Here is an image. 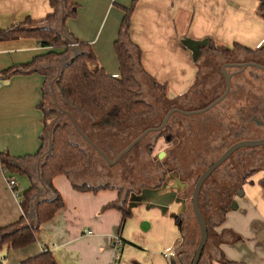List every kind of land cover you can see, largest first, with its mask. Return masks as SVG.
<instances>
[{
    "label": "crops",
    "instance_id": "0c3cea01",
    "mask_svg": "<svg viewBox=\"0 0 264 264\" xmlns=\"http://www.w3.org/2000/svg\"><path fill=\"white\" fill-rule=\"evenodd\" d=\"M75 2L78 13L65 22L66 31L91 45L98 66L120 76L115 41L125 8L133 0ZM259 5V0H137L130 19V39L142 50L143 68L158 82L166 84L167 98L174 99L195 86L199 79L198 61L203 63L207 56L202 50L198 60H194L186 40H208L209 44L204 46L213 47L232 48L239 44L255 50L264 46V16ZM51 12L50 0H0V28L22 23L28 17L41 20ZM52 49L42 46L36 37L0 40V72L30 62ZM237 52L238 62L246 61L247 53ZM52 68L40 64L30 73L0 78V151L9 150L14 156L34 155L39 151L44 115L38 106L49 92L50 86L47 88L45 82ZM74 114L81 123L85 118L92 121L81 112ZM162 144L168 143L159 140L157 150ZM39 158L24 164L36 170L37 176ZM9 177L16 179L22 193L32 186L35 172L10 173L0 167L2 227L18 222L23 215L21 201L9 187ZM262 177L263 173H257L244 184L243 194L234 200L238 208L231 209L225 222L215 227L226 237L220 247L233 264H264V189L259 183ZM95 180L88 181L78 172L55 176L53 185L63 196L65 205L42 224L32 244L23 248L0 246V264H22L45 249L53 253L59 264H113L112 243L116 234L124 242L120 264H170L164 256L166 251L178 253L173 258L176 262L186 258L191 246L186 243L182 249L185 252H179L186 233L177 217L188 212V186L177 173H168L159 188L131 194L128 201L131 216L123 226L121 210L107 207L120 198L118 186L97 190L74 187L83 183L104 185ZM48 192L42 185L38 196Z\"/></svg>",
    "mask_w": 264,
    "mask_h": 264
},
{
    "label": "trees",
    "instance_id": "16d2710c",
    "mask_svg": "<svg viewBox=\"0 0 264 264\" xmlns=\"http://www.w3.org/2000/svg\"><path fill=\"white\" fill-rule=\"evenodd\" d=\"M259 1V12L264 16V0ZM136 3L137 0H133L131 6L125 8V16L120 28L119 37L115 41V50L120 63V76L111 75L107 73L103 67L98 66V59L91 45L79 41L71 33L66 31L65 22L67 19L76 17L78 13V4L75 0H50L53 12L47 15V17L41 20H33L28 17L22 23L14 24L8 28H0V40H10L19 37H36L40 39L42 46L52 47L54 49L47 54L34 57L30 62L4 69L0 72V78H9L16 74L30 73L37 69L40 64H46L53 66L45 82L46 87L49 88L51 80L56 75L58 64L72 57L74 46H72L71 43H75L77 44L76 46L81 48L82 53L79 54L72 63L63 66L60 76L54 83L55 91L60 102L73 114L75 111H78L90 118L93 124L91 125L92 128H97L96 126L102 129L118 128L125 123L135 124L134 122L136 120L145 122V128H148L159 125L162 120H158V112L154 108L151 100L142 95L145 84L147 87L151 88L154 93L160 94L164 98L165 104L169 107L168 110L173 107L184 108L185 105L188 106L189 109H192V107L196 108L195 106L201 105L203 102H205L204 105L208 104L220 96L225 90L226 80L221 70L220 75L224 80V87L222 89V79L219 80V77L218 81L212 86L208 85L207 80L201 78L203 71H205L204 69H207L209 66L212 67L209 74L215 70L217 71V67L215 66L216 63H213L215 57L219 58L220 62L222 60L223 63L236 62L239 61L237 51L242 50L248 55L245 60L253 59L259 63H264V46L255 50L239 44H236L232 48L223 46H203L202 50L204 53H207V56L203 63L198 61L199 79L197 83L183 96L169 99L166 96V84L158 82L153 76L146 72L141 61L142 50L130 39V19ZM62 19H64V21L61 27ZM57 48L61 50L57 51ZM209 53H214L216 56H211ZM248 77L249 75L245 74V72L236 74L232 77L231 85L237 80L236 86H242V83H244L242 81H244V79H249ZM257 80L263 81L261 76H259ZM206 89H208V91H206ZM233 101L235 102L234 106L237 120L234 126L232 123L230 124L233 130L229 136H227V131H225L229 123H227V120L224 118V120L222 119L223 122H211L206 130H201L199 132L196 131L195 127L192 125L191 130L180 138L176 135V126H173V124L174 117L178 115L182 116L183 114H173L169 124L163 130L151 132L146 135L120 162L116 165L108 166L106 168L109 170L107 173H112L114 169H118L115 174L118 175L121 173L123 180L128 181L126 174L130 172V166L128 168L125 167L132 162L135 155L149 160L147 162L150 169L146 170L144 174L146 177L151 176V172L157 177L156 182L153 183V188L160 187L170 171H178L183 178L187 177L189 172L192 171L193 167L196 165L204 164L202 166L204 171L234 142L264 135V126L258 125L255 120L248 122L240 109L242 107L237 106L239 101L237 102L234 98L231 100L230 97H227L219 105L206 112L209 114L207 116L222 112V106L228 102L230 106H232ZM262 101L263 104H261V106H264V98H262ZM259 106L260 104L257 105V107ZM38 107L42 110L44 115V131L41 137L42 144L39 151L34 155L26 156H14L9 150L0 151V167H3L6 171L19 174H30L31 172H35V180H33L32 186L21 193L23 215L19 221L14 224L4 227L0 226V246L7 245L11 248H23L35 242L36 235L40 231L42 224L52 219L56 212L65 205L63 196L53 185L54 177L60 174L78 172L85 164L90 162L93 155L101 157L79 134L81 139L90 147V150L75 141L74 133L76 130L69 116L67 114H62L56 120L53 127L52 149L50 153L40 161L39 176L36 175V170L25 167L24 164H28L30 159L36 160L45 153V130L60 113L57 107L46 106L45 99H43ZM74 116L76 118L75 114ZM182 117L187 118L191 122H194L195 119L198 118V116L187 115H183ZM76 120L80 127L97 143L93 137L94 135L86 129L78 118H76ZM145 128L136 130L137 134L135 137L142 133ZM252 134H254V136H252ZM161 139L172 144V147L167 152L168 160L153 164L152 154L157 143ZM230 139L231 141L229 142L228 140ZM91 151L94 153L90 155ZM105 151L110 157H114L112 152L106 149ZM215 151L218 152L217 157H211L210 159L206 157V153H213L214 155ZM185 158L188 160L184 161L183 159ZM257 173H263V177L260 179L259 183L264 189V146L244 147L237 150L205 181L200 192L199 204L206 218L208 239L198 264H216L217 262L233 264V262L227 260L220 247L226 240V237L223 233H218L215 227L225 222L227 213L232 209V203L239 190ZM41 180L43 182H41ZM196 180L194 181L195 183ZM129 183H131L132 189L136 188L134 179L129 181ZM103 184L102 186H95L90 183H83L81 185L74 184V187L78 190H97L101 187L114 186L113 182H106ZM42 185L48 188L49 192L44 196H38ZM119 189L120 198L110 203L107 207H117L121 210L123 214L121 226H123L126 220L131 216V211L128 208L130 193L127 191L125 192L123 187ZM190 191V188H188V198L191 197ZM177 219L179 221L182 220L184 224L183 228H185L186 233L183 246L180 244L179 252H185L184 250L182 251V249L186 243L190 246L191 244H196L197 246L198 242L195 241V239L193 240L190 235L191 232H188L190 229V214L180 215ZM193 254L191 250L187 251L186 258L180 263L176 261L175 263L191 264ZM176 255H178V253H176ZM22 264L59 263L50 250H44L38 255L24 260Z\"/></svg>",
    "mask_w": 264,
    "mask_h": 264
},
{
    "label": "rangeland",
    "instance_id": "374dc122",
    "mask_svg": "<svg viewBox=\"0 0 264 264\" xmlns=\"http://www.w3.org/2000/svg\"><path fill=\"white\" fill-rule=\"evenodd\" d=\"M213 61H214L213 63H216L215 66L217 67V71L215 70L214 72L209 74L210 71L212 70V67L209 66V67H207V69H204L205 70V71H203L204 75L203 74L201 75V78L204 80H207V83L210 86H212L216 81H218V77H219V80L222 79V77L220 75V70L222 71L223 64L226 63V62L223 63L222 60L220 62V59L216 58V57H215V59H213ZM227 70L229 72H231V70L234 71L235 68L231 67V68H227ZM250 73L253 76L252 75L250 76ZM245 74L249 75V77H248L249 79H247V80L244 79V81H242V82H244V83H242L243 84L242 86H236L237 80L234 81V83L231 85V90H230L228 97H230L231 100L234 98L235 100H237V102L239 101L237 106L242 107V113L246 112L248 115V113H250L252 111L254 115H257V114H255L257 109H255V108H257L258 104L262 103V98H264V70L256 68V67H249L246 69ZM259 76L262 77L263 81L257 80V78ZM223 83H224V80L222 79L221 89L224 87ZM49 86H50V88L47 89V90H49V92L47 91V96L45 98V104H46V106H53L55 108L57 107L61 113V109L59 108V106L64 108V109H67V107H65L64 104H62L60 102L58 95L55 91L56 100L58 101V104L56 103V100H55L53 93L51 91V85H49ZM54 89H55V87H54ZM206 91H208V89H206ZM142 95L144 97H146L147 99L151 100L154 108L158 112V114H157L158 120H162L164 118L165 114L168 112L167 110L169 108L167 106V104H165L164 98L160 94L154 93V91L151 88L147 87L146 84H145V87L143 88ZM234 103L235 102L233 101V105H234ZM204 104H205V102H203L201 105L199 104L198 106H195V107L201 108V107L205 106ZM224 106L231 107L229 102L224 104L222 107H224ZM196 108L192 107V109H196ZM250 109H251V111H250ZM214 112H216V111H214ZM59 114L55 118L58 119L62 115L61 114L59 116ZM174 114L177 115V113H174ZM182 116L178 115V116L174 117L175 125H177L178 122L179 123H182V122L186 123L187 122V121H185L186 119ZM87 120H89V119L85 118L84 120H82V124L86 127V129L88 131H90V133H92V135H94L93 137L97 141L99 146H103L106 150H109L110 152L113 153L114 157H111L112 159H114L116 157V155L122 149H124L134 138H136L135 137L137 134L136 130H139V128L142 130L146 127L145 122L136 120L134 122L135 124L125 123L118 128L102 129L98 126H96L97 128H92V126H91V125H93L92 121H87ZM53 121L51 122V124L53 123ZM48 126L45 130V133H44L45 152L49 146V135H50L51 125H48ZM76 132L74 133L75 141L79 142L83 147L90 150V147L81 139V137ZM185 134L186 133L184 131L179 129V126H178V128L176 127V135L177 136L182 138ZM252 136H254V134H252ZM228 141L230 142L231 139ZM171 147H172V144L168 143L167 145L162 144L158 150H157V148H155V150L152 154L153 164H156L159 161L165 162L166 160H168L167 154L163 155L162 158L159 157V154L162 151L168 152ZM92 153H94V152L91 151L90 155ZM206 155H207L206 157L210 159L211 157H213V158L217 157L218 152L215 151L214 155H213V153H209V154L206 153ZM137 156L138 155H135L133 157V161H134L133 165H131L129 167L130 172L128 174H126L128 181L120 179L121 181H119V182L122 184H128L129 181H132V179H134V183L136 182V186H135L136 190L141 191L142 188L145 186H148V185L153 186V183L156 182L157 177L154 174H152L151 172H150L151 176L146 177L144 172L146 170L150 169L149 164L147 162L149 160H147L146 158L144 159V158L137 157ZM92 157H91L92 159H90V162L85 164L81 168V170L78 171V173H80L83 176V178L87 179L88 181L91 180V178H93V179L95 178L96 179L95 181H99L100 183H105V181L106 182H113L114 180H112L113 179L112 176L116 173V171L118 169H114L112 173H107V171H109V170L106 168L108 166H113V165L107 164V162L103 158L99 157L98 155H93ZM136 159H137V161H136ZM183 160L187 161L188 159L185 158ZM114 165H116V164H114ZM203 165L204 164H199V165H196L195 167H193V170L190 171L188 176H187L188 188H190V190H191L189 192L191 194V197L188 198V212H187V214H190V218H191L190 223H189L190 229L188 230V232L189 231L191 232L190 233L191 237L193 238V240L195 239V241H197V242H199V239H200V228H199L197 220L194 216V212L192 211L193 210L192 209V193H193L192 188L194 189V186H195L194 181L203 172V169H204V168H202ZM154 166H152V167H154ZM84 173H87V175ZM88 173H90V174H88ZM181 179L183 180V177H181ZM115 182H117V180ZM145 184H147V185H145ZM126 187H127V185H126ZM134 198H135V194H134ZM196 247H197L196 244H191V247H190L191 253L193 252L195 254ZM194 254H193V257H194ZM192 260H193V258H192ZM192 260H191V262H192Z\"/></svg>",
    "mask_w": 264,
    "mask_h": 264
},
{
    "label": "water",
    "instance_id": "95a60500",
    "mask_svg": "<svg viewBox=\"0 0 264 264\" xmlns=\"http://www.w3.org/2000/svg\"><path fill=\"white\" fill-rule=\"evenodd\" d=\"M64 19H62V23H63ZM72 44V43H71ZM185 44L192 50L193 52V58L194 60H198L199 56L201 55L202 52V47L206 44H209L208 40H202V41H193V40H186ZM82 53V50L79 46H74L73 48V55L70 58H67L63 61H61L58 66H57V73L56 76L51 80L50 85H51V91L53 93V96L56 100V93H55V89H54V83L57 80V78L60 76L61 70L63 68V66L68 65L70 63H72L78 56L79 54ZM237 68V70L233 71V72H229L227 70V68ZM249 67H256L259 69H263L264 70V64L255 62V61H247V62H227L223 65L222 67V71L223 74L225 76V80H226V87L224 92L215 100H213L210 104H208L207 106L197 109V110H192V111H187L178 107H174L171 108L170 110H168V112L165 114L164 118L162 119L161 123L157 126H152V127H148L146 128L142 133H140L136 138H134L124 149H122L114 159H112L107 153L106 151L99 146L94 140L93 138H91L78 124L74 114L67 110L64 109L62 107L59 108L61 109V113L59 114V116L61 114H67L70 118V121L74 127V129L77 131V133L87 142L90 144V146L97 151L102 158L107 162V164L109 165H114L116 163H118L123 157L124 155H126L137 143H139L146 135H148L151 132H156V131H160L163 130L165 128V126L167 125V123L169 122L171 116L174 113H182L185 115H194V114H200L203 112H206L208 110H210L211 108H213L214 106H216L217 104H219L221 101H223L229 94L230 89H231V79L232 76L234 74L237 73H241L244 72L247 68ZM56 103L58 104V101L56 100ZM57 118L54 119L53 123L51 124V128H50V135H49V146L48 149L46 150V152L44 154H42V156L39 158V161H41V159H43V157H45L48 153H50L51 149H52V145H53V126L56 122ZM264 145V137L262 138H250V139H243L240 141L235 142L234 144H232L221 156H219V158H217L210 166H208L199 176V178L197 179L194 189H193V193H192V209L194 212V216L197 220V223L199 225L200 228V239L199 242L197 244L196 247V251L193 257V260L191 262V264H198L203 252V249L205 247V244L207 242L208 239V226H207V222H206V218L203 214V212L201 211L200 208V204H199V197H200V192L201 189L205 183V181L209 178V176L218 168L220 167L228 158H230V156H232L233 153H235L238 149H241L243 147H255V146H262ZM163 155H165V152L162 151L159 154V157L162 158ZM240 194H243V190H240ZM238 208V204L237 201H233L232 203V209H237Z\"/></svg>",
    "mask_w": 264,
    "mask_h": 264
},
{
    "label": "flooded vegetation",
    "instance_id": "af4514ba",
    "mask_svg": "<svg viewBox=\"0 0 264 264\" xmlns=\"http://www.w3.org/2000/svg\"><path fill=\"white\" fill-rule=\"evenodd\" d=\"M247 61H255V60H253V59H251V60H246V61H243V62H247ZM236 62H238V61H236ZM255 62H257V61H255ZM227 63V62H226ZM259 63V62H258ZM225 64V63H224ZM223 64V65H224ZM261 64H264V63H261ZM235 70H237V68H235ZM234 70V71H235ZM246 71V70H245ZM244 71V72H245ZM244 72H241V73H244ZM222 74H223V71H222ZM237 74H239V73H237ZM224 75V74H223ZM234 75H236V74H234ZM233 75V76H234ZM250 75H252L251 73H250ZM232 76V77H233ZM232 80V79H231ZM226 87V86H225ZM231 90V89H230ZM224 92V91H223ZM222 92V93H223ZM230 93V92H229ZM229 95V94H228ZM219 97V96H218ZM217 97V98H218ZM228 97V96H227ZM226 97V98H227ZM225 98V99H226ZM216 99V98H215ZM214 99V100H215ZM224 99V100H225ZM223 100V101H224ZM213 101V100H212ZM211 101V102H212ZM223 101H221V102H223ZM211 102H209L208 104H210ZM220 102V103H221ZM219 103V104H220ZM208 104H206L205 106H207ZM219 104H217V105H219ZM261 104H263V101H262V103ZM261 104H260V106L259 107H257V108H255V109H257V111L255 112L257 115H254L253 113H252V111H251V109H250V113H248V115H247V113L245 112H243L244 114V117L245 118H247V120H248V122H251L252 120H255L257 123H258V125H260V126H264V106H261ZM216 105V106H217ZM259 105V104H258ZM205 106H203V107H205ZM216 106H214V107H216ZM203 107H201V108H203ZM213 107V108H214ZM174 108V107H173ZM178 108H181V109H184V110H187V111H192V110H197V109H200V108H196V109H189L188 108V106H184V108H182V107H178ZM213 108H211V109H213ZM210 109V110H211ZM241 110H242V108H240ZM209 111V110H208ZM208 111H206V112H208ZM206 112H203V113H200V114H194V115H187V116H198V118L197 119H195V121L194 122H191L190 120H188L187 118H185L186 120L185 121H187L186 123H177V125H175V123L173 124V126H176V127H178L179 126V129H181L182 131H184L186 134H187V132L188 131H190L191 130V127H192V125L195 127V130L196 131H201V130H206L207 129V127L209 126V123H214V122H217V121H221V122H223V120H224V118L227 120V123H229L228 124V128H225V131H227V136H229L230 135V133H231V131L233 130V129H231V127H230V124L232 123V125L234 126V123H235V121L237 120V118H236V109H235V106L232 104V106L231 107H228V106H224L223 107V109H222V112H220V113H218V114H214V115H211V116H207V115H209V114H207ZM182 114V113H181ZM183 115H185V114H183ZM172 117V116H171ZM171 119V118H170ZM223 119V120H222ZM170 121V120H169ZM169 124V122L167 123V125ZM166 125V126H167ZM165 126V127H166ZM262 137H264V135L263 136H261V137H256V138H262ZM224 139H225V137H224ZM247 139H250V138H247ZM243 140V139H242ZM238 141H240V140H238ZM237 142V141H236ZM235 143V142H234ZM233 143V144H234ZM232 145V144H231ZM230 145V146H231ZM136 146V145H135ZM134 146V147H135ZM229 146V147H230ZM262 146H264V145H262ZM133 147V148H134ZM228 147V148H229ZM103 148V147H102ZM227 148V149H228ZM244 148V147H243ZM104 149V148H103ZM226 149V150H227ZM105 150V149H104ZM226 150H224V152L226 151ZM239 150V149H238ZM223 152V153H224ZM107 153V152H106ZM222 153V154H223ZM165 154H167V152H165ZM101 156V155H100ZM125 156V155H124ZM102 157V156H101ZM122 160V159H121ZM120 160V161H121ZM119 161V162H120ZM133 160H132V162H130L129 164H127L126 165V167L125 168H128L129 166H131V165H133ZM136 163V162H135ZM117 164V163H116ZM135 165V164H134ZM171 172H175V173H177L179 176H180V173L178 172V171H170L169 173H171ZM122 175H121V173H119L118 175H113L112 176V180H114L113 181V185L114 186H118L119 188H121V187H123L124 188V190H125V192L127 191L128 193H130V195L131 194H133V193H142L143 191H147L148 189H150V188H153L152 186H147V187H143L142 188V190L141 191H137L136 190V188H133L132 189V187H131V183H128V184H122V183H120L119 181H121L120 179H123V176L121 177ZM188 176V175H187ZM199 178V177H198ZM117 180V182H115ZM183 182H185L186 184H187V186H188V182H187V177H184L183 178ZM126 185H127V187H126ZM145 185H147V184H145ZM159 188V187H158ZM240 190H243V188L242 189H240ZM240 190H239V192H238V194L237 195H240Z\"/></svg>",
    "mask_w": 264,
    "mask_h": 264
},
{
    "label": "built area",
    "instance_id": "2783aa9c",
    "mask_svg": "<svg viewBox=\"0 0 264 264\" xmlns=\"http://www.w3.org/2000/svg\"><path fill=\"white\" fill-rule=\"evenodd\" d=\"M77 44L72 43V46H76ZM8 184L13 193L17 198H19L20 201H22V196L20 192V188L18 187L17 181L13 177H9ZM87 233H92V230H87ZM123 239L119 234H116L113 236V264H120L121 263V253H122V247H123ZM46 250V249H45ZM164 256L169 259L170 264H176L173 258L176 257L175 251H166L164 252Z\"/></svg>",
    "mask_w": 264,
    "mask_h": 264
}]
</instances>
